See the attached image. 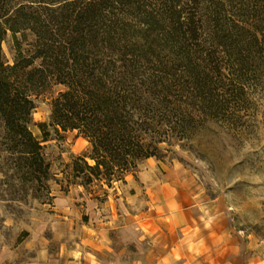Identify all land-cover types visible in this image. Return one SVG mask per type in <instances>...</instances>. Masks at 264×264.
Returning a JSON list of instances; mask_svg holds the SVG:
<instances>
[{
  "label": "rangeland",
  "instance_id": "374dc122",
  "mask_svg": "<svg viewBox=\"0 0 264 264\" xmlns=\"http://www.w3.org/2000/svg\"><path fill=\"white\" fill-rule=\"evenodd\" d=\"M133 2L115 12L148 72L196 117L190 138L162 144L160 157L112 188L84 187L73 164L90 143L52 124L53 99L66 89L52 81L33 96L30 124L50 179L26 181L0 136V264H264V0ZM177 19L194 65L222 68L216 115L179 63L186 55L170 40ZM33 43L22 42L27 55ZM3 52L13 65L11 33Z\"/></svg>",
  "mask_w": 264,
  "mask_h": 264
},
{
  "label": "trees",
  "instance_id": "16d2710c",
  "mask_svg": "<svg viewBox=\"0 0 264 264\" xmlns=\"http://www.w3.org/2000/svg\"><path fill=\"white\" fill-rule=\"evenodd\" d=\"M174 1L169 0L171 9ZM117 3L134 5L133 0H0V136L7 151L18 156L17 168L26 181L50 179V165L30 124L33 96L52 81L66 88L53 99L52 124L77 131L90 143V153L73 164L84 187L99 182L112 188L140 161L160 157L162 144L190 138L196 117L156 72L145 68L141 48L129 38L128 22L115 12ZM147 19L153 23L151 15ZM180 21L171 24L170 40L186 55L179 63L208 104L204 108L216 115L226 86L222 68L209 63L202 72L201 64L194 65ZM8 33L17 53L13 65L3 52ZM29 35L34 43L27 55L22 42Z\"/></svg>",
  "mask_w": 264,
  "mask_h": 264
}]
</instances>
